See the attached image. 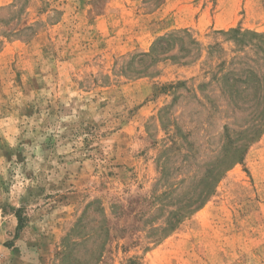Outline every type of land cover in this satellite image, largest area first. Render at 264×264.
<instances>
[{
	"label": "rangeland",
	"instance_id": "374dc122",
	"mask_svg": "<svg viewBox=\"0 0 264 264\" xmlns=\"http://www.w3.org/2000/svg\"><path fill=\"white\" fill-rule=\"evenodd\" d=\"M236 27L264 0H0V264H264V133L167 224L260 112L208 54Z\"/></svg>",
	"mask_w": 264,
	"mask_h": 264
},
{
	"label": "trees",
	"instance_id": "16d2710c",
	"mask_svg": "<svg viewBox=\"0 0 264 264\" xmlns=\"http://www.w3.org/2000/svg\"><path fill=\"white\" fill-rule=\"evenodd\" d=\"M217 33L224 37V42L231 45L229 52L222 47L223 42H215L208 48L209 56L215 54L222 57L219 80H222L226 91H231L237 85H241L243 91H264V34L256 30L242 29L240 27L228 30H219ZM167 41L164 37L158 39L157 44L162 45ZM195 43V42H194ZM153 52V49H152ZM225 55V56H224ZM219 58V59H220ZM229 60V63H228ZM235 63V68H227L225 65ZM183 82L170 84L172 89L181 87ZM251 125L241 126L239 130L225 134L228 139L223 148L222 155L215 158L211 164L208 175L203 179V186L196 192L195 196L188 202L185 208L180 210L176 219L168 221V229L175 230L181 222L201 209L204 204L213 196L218 182L233 165L241 163L251 144L259 140L264 133V93L261 101L260 112L253 116ZM18 228L24 225V218L21 212L16 214ZM167 229V228H166ZM156 239V241H158Z\"/></svg>",
	"mask_w": 264,
	"mask_h": 264
}]
</instances>
